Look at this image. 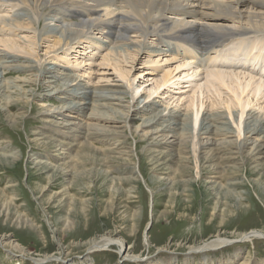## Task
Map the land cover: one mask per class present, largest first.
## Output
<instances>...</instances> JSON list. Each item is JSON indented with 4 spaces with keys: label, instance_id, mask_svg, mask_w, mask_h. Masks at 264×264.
I'll use <instances>...</instances> for the list:
<instances>
[{
    "label": "rangeland",
    "instance_id": "rangeland-1",
    "mask_svg": "<svg viewBox=\"0 0 264 264\" xmlns=\"http://www.w3.org/2000/svg\"><path fill=\"white\" fill-rule=\"evenodd\" d=\"M8 10V7L1 6L0 17L8 19ZM42 19L45 17L39 19L37 24L29 25L31 32L28 33L11 32L0 26L2 39L11 37L21 47V51H8L2 45L0 50L22 57L17 65L24 67L21 72L6 71L3 78L0 75V80L8 81L10 86H21H18L20 89L17 93L16 89L8 90L5 93L8 95L7 100L2 98L3 102H0V156L5 158L0 160V237L4 239V244L0 245V264H35L33 259L39 260L45 255L58 256L63 261L45 264H264V191L261 184H254L252 181L256 177L245 173L242 168L238 169V164L231 165L233 168L227 165L225 169H221L226 176L219 179L218 184L221 183V186L232 192V196L231 199L217 201L212 189L205 191V186L210 188V185H206L210 181H207L206 173L200 178L195 177V148L192 149L195 141L192 142V138L186 143V157L190 161L187 173L181 177L185 185L172 191L174 196L169 193V189L173 190L171 185L152 181V176L155 178L159 175L151 173V166L144 153L148 140L143 142L133 133L139 124L137 120L132 122L130 129L121 126L109 130L111 136H114V131L120 136H115L117 140L113 141L115 143L112 146L99 138L87 136L93 144L92 151H96L97 156L96 159L75 163V176L72 173L65 177L53 175L52 169L45 170L37 166V161L44 162L47 157L52 159V156H60L58 148L50 140L44 139L46 131H51V127L42 115L43 110L61 104L57 101V96L50 95L55 87L52 83L54 79L49 74L39 78V71L42 72L44 67L63 66L62 68H66L65 72L78 76L88 86L96 89H116L117 86L119 88L126 85L128 81L129 96H125V101L128 100L130 105H134L140 96L151 90L153 92L154 89L156 94L144 103L152 100L164 103L168 101L173 103L172 106L177 104L184 110L192 102L195 83L194 78L187 77L188 79L180 81L176 89L171 85L177 74L188 69L181 67L176 71L177 66L182 63L181 59L189 55L188 52L192 49L190 44L171 41L174 55L165 53L156 58L144 54L133 57L134 59L128 56L126 63L120 51H124V54L127 51L118 48L120 56L117 52L116 55L111 54L114 57L111 59L115 61L110 62L106 60L109 56L105 54L109 52L105 46L98 43L90 45L84 38L78 44L70 43L69 47L65 43L64 46H58L54 43L58 35L45 33L47 21ZM79 22V19L72 17L69 25ZM96 34L92 33L101 40L102 37ZM250 36L248 39H231L212 52L213 60L208 64L207 70L215 69L219 64L225 67V71L239 70L236 72L241 74L238 78L254 77V66L250 60L258 55L260 58L264 57V50L259 53L255 49L260 47L259 44L264 46V37L255 34ZM123 43L116 45L122 47ZM59 47H62L60 51L57 49ZM163 48L162 50H167L166 47ZM251 49H255L252 54L254 56H248L247 59L246 51ZM25 59L29 64L23 62ZM37 59L43 65L42 68L38 61H34ZM151 60H158L157 64H149ZM233 61L237 65L245 63L243 69H231L236 64ZM31 65L35 69H31ZM170 72V78L176 77L166 85L160 84L162 76ZM256 72L261 74L264 70L256 66L254 73ZM137 87L140 88L136 91ZM169 95L175 98L171 100L172 96ZM213 96L216 98L215 93L208 94V97ZM225 98L222 93L216 101L221 103V99ZM203 102L205 106L211 104L206 98ZM123 106L126 104L123 103ZM133 109L130 108V117H139L131 113ZM50 164L59 165L55 162ZM158 171L164 177L171 169L165 165ZM66 185L67 195H63ZM25 222L29 225L17 224ZM251 231L260 232L261 236L249 241L242 240V236ZM109 232H115L116 238L124 240L127 253L139 257L137 262L122 259L125 254L122 256L115 246L100 252H88V245L80 246L91 238ZM216 236L228 244H223L218 249H201V253L190 252L191 248L214 240ZM14 241L23 250L13 249L10 245Z\"/></svg>",
    "mask_w": 264,
    "mask_h": 264
},
{
    "label": "bare ground",
    "instance_id": "bare-ground-1",
    "mask_svg": "<svg viewBox=\"0 0 264 264\" xmlns=\"http://www.w3.org/2000/svg\"><path fill=\"white\" fill-rule=\"evenodd\" d=\"M1 6L9 8L6 12L8 19H4V16L0 17L2 28L11 32L28 33V31L31 32L29 25L37 24L44 16L45 19L42 20L47 21L45 33L58 35L54 42L58 46L61 44L64 46V43L66 46L71 45L70 43L78 44L84 38V41H88L90 45L98 43L105 46L106 51L109 52L105 54L109 56L106 60L110 62L116 52L119 56L123 53L124 63L129 59L128 56L134 59L133 57L144 54L149 57L153 55L156 58L165 53L174 55L171 41L184 42L192 47L188 52L189 55L181 59L182 63L177 66L176 71L181 67L188 69L184 73L181 71L182 74H177V77L174 76L176 80L171 84L175 87L173 89H176L182 79L194 78L192 102L184 107V110L177 104L172 106L173 103L168 101L164 103L152 100L150 103H144L155 93L154 89L153 92L151 90L148 94L140 96L134 105H130L128 100L125 101L130 87L127 85L128 81L126 85L119 88L117 86L116 89H96L88 86V83H84L78 76L65 72L66 68H62L63 66L61 68L44 67L42 72L39 71V78L49 74L50 78L54 79L52 83L55 87L50 95L57 96V101L61 103L57 107H49L50 110L48 108L43 110L42 115L51 127L49 128L51 131H46L44 139L50 140L54 147L58 148L60 156H52V159L47 157L44 162L37 161V166L45 170L52 169L53 175L59 174L63 177L71 173L74 175L75 163L96 159V151H92L93 144L87 136H94L109 143L108 146H112L115 143L113 141L117 140L115 136L118 138L120 136L116 131L114 136H111L109 130L121 128V126L130 129L132 122L137 120L139 124L133 133L137 134L143 142L148 140L147 148L144 147L145 150H143L151 166V173L159 175L155 178L152 176V181L162 182L166 186L171 185L173 189L171 191L169 189L171 196H174L172 191L175 192L178 187L185 185L181 177L187 173L186 169H189L187 166L190 160L186 157V143L191 138L192 142L195 141V144H192V149L195 148L194 152L192 151L195 177L200 178L206 173L207 181L210 180L206 185H210V188L204 185L205 191L212 189L217 201L231 199L232 196V192L221 186V183L218 184L219 179H224L226 176L221 169H225L227 165L238 164V169L242 168L245 173L248 172L250 176L256 177L252 182L256 185L261 184L260 187L264 191V73H254L256 66L264 70V57L260 58L258 55L250 60L254 66L252 69L254 77L238 78L241 74L238 75L236 72L239 70L225 71V67L219 64L215 69L207 70L208 64H211L213 60L212 52L229 40L243 37L248 39L252 34L264 37V0H0ZM72 17L79 19L80 22L69 25ZM94 32L102 39L99 40L98 36L97 38L93 36ZM3 39L1 37L0 45L9 49L8 51L21 48L11 37V40ZM119 42H124L122 47H117L116 44ZM259 45L264 48L262 44ZM163 47L167 50H162ZM260 47L255 48L259 53L264 50ZM61 48H57L58 51ZM118 48H124L123 50L127 52L119 53ZM254 50L246 51L247 59L248 56H254L252 55ZM21 58L16 54L0 50L2 78L7 74L6 71L21 72L24 69L23 66L17 65ZM25 60L23 62L26 63L27 60ZM157 61L151 60L148 63L154 65ZM237 64H233L231 69L242 70L245 63ZM39 66L43 65L39 63ZM29 67L35 69L33 65ZM119 75L123 78L121 74ZM171 75V72L164 74L160 84L166 85L174 79L173 76L170 78ZM7 82L0 80V102L2 98L7 100L8 95L5 93H8V90L16 89L15 93H17L20 89L19 85L12 87ZM138 88L140 87H137L136 91ZM214 93L216 98H220L222 93L225 94V100L221 99V103H218L215 96L208 97V94ZM174 98L175 96H172L171 100ZM204 98L211 102L208 104L210 106H205ZM260 100L261 103H259ZM123 103L126 106H123ZM10 105L11 103L9 107ZM131 107L134 108L131 113L139 117H130ZM1 159L5 158L0 156ZM54 162L59 165L50 164ZM165 165L171 171L165 173L167 175L163 177L162 174H158L160 171L158 169H162ZM67 189L68 185L63 188V195H67L65 193ZM213 209H216V205ZM17 224L29 225L26 222ZM116 236L115 232H109L106 235L91 238L80 246L88 245V252L107 251L115 246L122 256L125 254L122 259L137 262L139 257L129 255L124 240ZM259 236H261L260 232L251 231L244 234L242 240L249 241ZM223 241L225 240L216 236L214 240L205 241L198 247L191 248L190 252L194 254L201 253V249H218L221 245L228 244L227 241ZM2 243L4 244V239L0 237V245ZM202 245L204 247H201ZM10 246L13 249L23 250L15 241ZM32 262L35 264L63 263L60 257L53 255H45L42 259H33Z\"/></svg>",
    "mask_w": 264,
    "mask_h": 264
}]
</instances>
